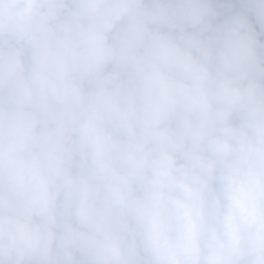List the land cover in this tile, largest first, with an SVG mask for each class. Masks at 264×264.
<instances>
[{"label": "clouds", "instance_id": "1", "mask_svg": "<svg viewBox=\"0 0 264 264\" xmlns=\"http://www.w3.org/2000/svg\"><path fill=\"white\" fill-rule=\"evenodd\" d=\"M0 264H264V0H0Z\"/></svg>", "mask_w": 264, "mask_h": 264}]
</instances>
